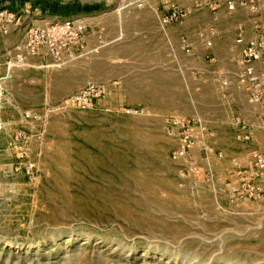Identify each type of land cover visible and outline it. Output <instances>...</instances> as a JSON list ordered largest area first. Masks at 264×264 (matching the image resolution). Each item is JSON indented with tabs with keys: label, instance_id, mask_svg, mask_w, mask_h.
Segmentation results:
<instances>
[{
	"label": "rangeland",
	"instance_id": "1",
	"mask_svg": "<svg viewBox=\"0 0 264 264\" xmlns=\"http://www.w3.org/2000/svg\"><path fill=\"white\" fill-rule=\"evenodd\" d=\"M244 1L0 0L15 18L0 20V264H264V173L202 161L203 123L237 110L235 41L264 21V0ZM172 5L186 16L163 24ZM65 20L86 26L83 50L17 51ZM90 84L94 107H64ZM187 126L191 163L174 161ZM250 185L260 198L234 192Z\"/></svg>",
	"mask_w": 264,
	"mask_h": 264
},
{
	"label": "built area",
	"instance_id": "2",
	"mask_svg": "<svg viewBox=\"0 0 264 264\" xmlns=\"http://www.w3.org/2000/svg\"><path fill=\"white\" fill-rule=\"evenodd\" d=\"M195 6H202L204 4H216L218 0H190ZM226 7L229 11H235L238 6H246L247 3L244 0H225ZM257 7L252 5V9ZM169 14L163 18V24H172L173 22H178L184 19L186 14L180 11L175 6L169 7ZM0 20L5 23H13L15 18L13 15L5 16L4 12L0 13ZM86 31V26L78 20H65L58 23L36 26L30 28L25 37V42L22 45V49L17 48L18 52L27 53L28 55L37 56H50L55 62H61L62 58L66 53H71L74 50H83L84 45V33ZM241 42V40H239ZM188 52H191L189 46ZM261 65L264 68V37H259L249 41L243 48L241 54V66L242 71L239 75V81L241 83H251L255 84L257 82V77L255 75L256 65ZM257 85V84H255ZM223 88L228 86L227 82L223 83ZM105 95L104 87L96 84H90L86 86L79 93L68 98L64 107H74L81 108L84 110L91 109L94 107L97 99L102 98ZM256 100L252 99V102ZM27 118H31V114H26ZM174 123V126L184 127V122ZM173 126V124H172ZM173 126V129H174ZM196 126V123H194ZM205 132L204 126H202ZM192 128L187 126V130L180 135L179 146L177 150L172 154V159L174 161H187L191 150L194 146ZM238 139L241 141L250 140V133L246 127H242L241 133L238 135ZM253 165L249 173L250 176L259 178L264 173V157L258 152L252 154ZM238 195H241L245 199H257L261 197L262 190L259 187L250 185L248 189L240 191L239 189H234Z\"/></svg>",
	"mask_w": 264,
	"mask_h": 264
},
{
	"label": "crops",
	"instance_id": "3",
	"mask_svg": "<svg viewBox=\"0 0 264 264\" xmlns=\"http://www.w3.org/2000/svg\"><path fill=\"white\" fill-rule=\"evenodd\" d=\"M20 25L21 21H18L17 25L11 27V30L19 28ZM251 25L250 33H247L246 29L238 35L233 47L235 57L241 59L242 50L249 41L264 37V21L262 18L255 17L251 20ZM260 26L263 27L262 30H260ZM23 31L26 30L23 29ZM241 71L242 66L237 75L236 89L230 88L227 94L224 95L226 103L234 104L237 110L232 115L219 113L215 125L209 123L207 127L203 123L205 128L203 133L207 136L201 142L206 157L202 160L203 163H218V167H225L226 163H239L237 169L240 174L252 167V154L254 152H258L264 157V68L259 64L256 65L257 82L255 84L257 85L241 83L239 81ZM252 99L256 101L252 102ZM242 127L247 128L250 133V140L241 141L238 139ZM218 167L211 166L214 169ZM234 172L237 175L236 171Z\"/></svg>",
	"mask_w": 264,
	"mask_h": 264
}]
</instances>
